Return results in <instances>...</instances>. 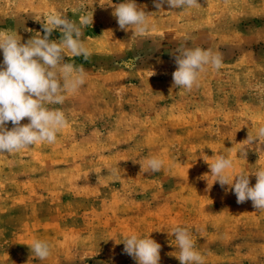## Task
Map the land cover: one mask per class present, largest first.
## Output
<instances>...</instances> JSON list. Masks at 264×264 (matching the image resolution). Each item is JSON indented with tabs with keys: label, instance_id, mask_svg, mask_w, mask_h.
<instances>
[{
	"label": "rangeland",
	"instance_id": "obj_1",
	"mask_svg": "<svg viewBox=\"0 0 264 264\" xmlns=\"http://www.w3.org/2000/svg\"><path fill=\"white\" fill-rule=\"evenodd\" d=\"M123 2L0 0V32L22 43L43 37L50 14L78 25L93 14L82 37L89 57H64L84 68L86 83L47 105L66 113L67 126L54 144L0 154V264H137L123 239L149 234L161 245L159 264H180L169 235L178 226L204 264H264V210L237 203L209 167L223 154L233 161L230 180L264 168V143L246 140L264 126V0L183 9L136 0L151 13L143 34L120 29L109 4ZM61 37L54 30L49 40ZM184 46L222 58L191 91L173 87ZM3 59L0 50V67ZM150 158L163 161L160 171H146ZM37 240L50 246L44 260L31 254Z\"/></svg>",
	"mask_w": 264,
	"mask_h": 264
},
{
	"label": "clouds",
	"instance_id": "obj_2",
	"mask_svg": "<svg viewBox=\"0 0 264 264\" xmlns=\"http://www.w3.org/2000/svg\"><path fill=\"white\" fill-rule=\"evenodd\" d=\"M167 4L169 8H193L199 5L198 0H155V7L161 9ZM114 7L112 15L117 18L120 29L132 30L143 34L150 30L151 23L144 7L138 6L136 0H124ZM44 35H34L25 43L15 32H0V50L3 51V66L0 67V154H11L34 146L38 142L54 144L58 133L68 124L66 113L62 109L50 108L47 105L63 104L65 93L77 92L85 83L87 73L82 66L64 62V57L83 56L87 59L89 49L82 37L83 29L93 23V14L84 17L80 24L71 21L67 16L50 14L43 22ZM31 31V29H26ZM54 30H59L62 37L59 41H50ZM175 57L178 68L173 73V87L191 91L199 86L202 73L210 69L219 70L222 58L211 49L186 46L176 49ZM27 118L30 122L22 125ZM11 122V130L6 124ZM264 143V126L257 130L256 137L248 135L247 141ZM246 157L245 149L240 151ZM142 166V165H141ZM164 166L163 161L150 158L146 171L158 172ZM233 161L223 154L209 164L210 175L215 177L221 187L229 185L235 192L237 203L251 200L256 210H264V168L249 174L241 172L230 180L226 170L232 168ZM255 175L256 183L250 186L249 175ZM213 185V184H212ZM169 235H174L179 253L173 255L180 264H204V257L196 250L195 242L189 229L175 227ZM124 251L137 261V264H159L161 245L150 237L131 235L123 239ZM31 254L44 260L50 255V246L45 241H35L29 246Z\"/></svg>",
	"mask_w": 264,
	"mask_h": 264
}]
</instances>
